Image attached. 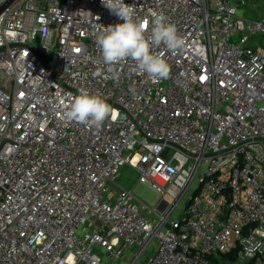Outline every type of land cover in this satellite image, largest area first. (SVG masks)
<instances>
[{
  "label": "built area",
  "instance_id": "obj_1",
  "mask_svg": "<svg viewBox=\"0 0 264 264\" xmlns=\"http://www.w3.org/2000/svg\"><path fill=\"white\" fill-rule=\"evenodd\" d=\"M124 2L146 35L156 12L185 38L152 49L168 78L103 62L97 33L123 21L101 0H0V264H211L233 249L264 264V12ZM81 90L114 109L99 132L62 119ZM123 166L156 204L117 183Z\"/></svg>",
  "mask_w": 264,
  "mask_h": 264
},
{
  "label": "clouds",
  "instance_id": "obj_2",
  "mask_svg": "<svg viewBox=\"0 0 264 264\" xmlns=\"http://www.w3.org/2000/svg\"><path fill=\"white\" fill-rule=\"evenodd\" d=\"M101 3L123 23L102 28L96 36V47L103 62L116 66L127 61L135 63L137 69L152 81L166 79L170 75V65L152 49L161 45L172 52L183 51L186 40L178 33L174 24L162 13L153 12L150 34L147 25L136 16L135 5L124 0H101ZM118 79V74H113ZM62 119L82 125L86 130L99 132L105 121L113 117L114 109L100 95L81 90L79 95L69 97L64 106Z\"/></svg>",
  "mask_w": 264,
  "mask_h": 264
},
{
  "label": "rangeland",
  "instance_id": "obj_3",
  "mask_svg": "<svg viewBox=\"0 0 264 264\" xmlns=\"http://www.w3.org/2000/svg\"><path fill=\"white\" fill-rule=\"evenodd\" d=\"M247 2L241 6L240 12L243 11L246 16L251 18L259 16L262 12H264V0H259L257 2L246 0ZM241 32H239V35ZM237 37H232V40H236ZM259 43H264V34H259L254 37ZM117 183L131 189L132 194L141 200L142 202L153 206L159 200L160 195L153 188H151L148 184L137 182L136 172L129 166H123L120 168V175L117 178ZM243 261H236V264H244ZM82 264V263H78Z\"/></svg>",
  "mask_w": 264,
  "mask_h": 264
},
{
  "label": "trees",
  "instance_id": "obj_4",
  "mask_svg": "<svg viewBox=\"0 0 264 264\" xmlns=\"http://www.w3.org/2000/svg\"><path fill=\"white\" fill-rule=\"evenodd\" d=\"M211 264H236L237 253L236 250H229L224 253L218 252L217 254L210 255ZM244 264H250L245 262Z\"/></svg>",
  "mask_w": 264,
  "mask_h": 264
},
{
  "label": "water",
  "instance_id": "obj_5",
  "mask_svg": "<svg viewBox=\"0 0 264 264\" xmlns=\"http://www.w3.org/2000/svg\"><path fill=\"white\" fill-rule=\"evenodd\" d=\"M5 4L0 6V11L4 8Z\"/></svg>",
  "mask_w": 264,
  "mask_h": 264
}]
</instances>
